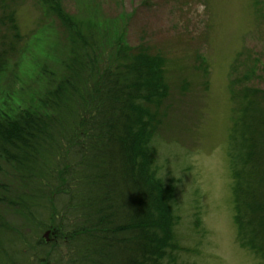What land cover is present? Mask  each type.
<instances>
[{"label": "trees", "instance_id": "1", "mask_svg": "<svg viewBox=\"0 0 264 264\" xmlns=\"http://www.w3.org/2000/svg\"><path fill=\"white\" fill-rule=\"evenodd\" d=\"M58 1L39 0L65 28V70L36 107L0 113V159L18 184L8 202L27 223L45 212L61 242L8 252L3 242L13 238L0 222V264H162L175 248L172 185L153 169L148 145L149 106L168 94L163 59L118 43L103 62L93 33ZM241 95L229 148L234 221L264 264V88Z\"/></svg>", "mask_w": 264, "mask_h": 264}, {"label": "rangeland", "instance_id": "2", "mask_svg": "<svg viewBox=\"0 0 264 264\" xmlns=\"http://www.w3.org/2000/svg\"><path fill=\"white\" fill-rule=\"evenodd\" d=\"M56 5L83 33H93L103 62L114 59L118 43L132 54L163 59L168 95L149 106L160 123L147 144L153 169L172 185L169 242L175 248L162 264H262L234 221L229 148L241 89L264 88V0H59ZM48 10L39 0H0V113L36 107L63 75L67 34L59 16ZM246 73L256 78L243 79ZM0 168V186L8 192L0 190V222L14 243L3 242L4 248L17 254L34 242H61L45 212L27 223L14 210L10 202L18 184L2 159Z\"/></svg>", "mask_w": 264, "mask_h": 264}]
</instances>
